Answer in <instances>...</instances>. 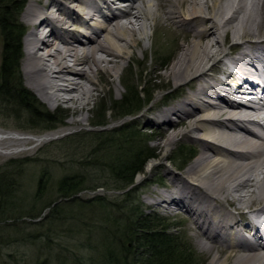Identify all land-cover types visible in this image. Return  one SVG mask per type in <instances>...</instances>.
I'll list each match as a JSON object with an SVG mask.
<instances>
[{"label":"bare ground","instance_id":"bare-ground-1","mask_svg":"<svg viewBox=\"0 0 264 264\" xmlns=\"http://www.w3.org/2000/svg\"><path fill=\"white\" fill-rule=\"evenodd\" d=\"M23 21L29 88L75 114L90 113L110 77L125 88L137 49L143 69L150 48L173 45L153 72L158 89L176 87L148 96L129 125L155 128L160 150L193 138L201 152L183 172L166 169L172 190L152 204L192 219L210 264H264V0H28ZM18 141L9 133L0 146Z\"/></svg>","mask_w":264,"mask_h":264},{"label":"rangeland","instance_id":"rangeland-1","mask_svg":"<svg viewBox=\"0 0 264 264\" xmlns=\"http://www.w3.org/2000/svg\"><path fill=\"white\" fill-rule=\"evenodd\" d=\"M21 1L23 9L18 21L23 26L28 0ZM23 30L20 82L30 92L34 108L55 116L56 129L46 132L31 128L28 117L33 111L22 110L17 119L7 112L0 100V137H8L10 133L19 139L14 146H0V171H7L17 185L5 206L6 212H0V264H103L106 232L113 237L112 247L117 251L125 249L127 223L122 221L121 224L119 219L132 218L136 212L156 218L162 227H171L181 249L186 248L193 254L190 264H210V253L199 243L192 219L185 218V213L180 214L176 206L165 209L163 202L160 206L152 204L157 194L172 188L166 169L183 172L199 156L201 145L193 138H179L171 148L160 150L157 148L160 138L149 137L155 128L143 131V124L129 125L143 110L125 116L127 110L122 107L126 98L141 104L148 96L152 99L145 105H151L158 96L176 87L172 83L168 88L158 89L162 79L153 72L160 61H173V45L169 43L165 48L166 44L161 47L156 44L150 48L144 56L148 67L143 69V55L137 49V59L122 71L128 86L125 84L124 88L110 77L112 83L96 92L90 113L75 114L68 105L48 106L29 88L23 69L28 29L23 27ZM142 43L149 46L147 39ZM2 59L0 29V69ZM237 99L248 101L247 98ZM84 115L88 121L83 125L69 124L70 120ZM97 124L105 127L93 128ZM123 133L128 143L119 139ZM127 144L131 147L129 150ZM140 149L156 157L146 164L134 184L125 189L109 166H114L115 160L130 159L132 153ZM72 176L80 179L82 190L75 197L62 198L59 183ZM98 198H103L109 206L106 213L119 221L104 220L105 213ZM179 255L184 259L181 252Z\"/></svg>","mask_w":264,"mask_h":264},{"label":"trees","instance_id":"trees-1","mask_svg":"<svg viewBox=\"0 0 264 264\" xmlns=\"http://www.w3.org/2000/svg\"><path fill=\"white\" fill-rule=\"evenodd\" d=\"M21 0H0V29L3 39V59L0 69V100L7 108V112L19 119L22 110H31L28 123L31 128L42 131H52L56 129L55 116L43 113L34 108L30 100V92L23 87L20 82V64L23 57L22 38L24 36L23 26L19 23L18 17L23 9ZM141 95V93L139 94ZM137 94V97H139ZM138 100L126 98L123 109L127 110L125 116L133 114L139 104ZM31 108H34L33 110ZM10 109V110H8ZM107 111V110H106ZM109 112V110L107 111ZM102 124L94 125L93 128H103ZM124 137V136H123ZM122 137V138H123ZM126 138V137H124ZM127 142V141H125ZM128 143V142H127ZM131 148L130 145L127 147ZM156 155L144 150H136L130 159L115 160L112 169L115 177L124 183L123 188H129L134 184L135 178L144 172L146 164L155 159ZM193 159V157H192ZM80 179L76 176L65 177L59 183L58 191L62 198L75 197L82 190ZM16 183L8 176V172L0 171V212L4 213L5 206H8L10 196L16 190ZM42 188V186H41ZM99 204L103 206L105 213L104 220L108 223L112 220L127 223L125 226L124 241L127 240L125 249L117 251L112 247L111 234L106 232L103 244V264H190L189 259L193 254L181 249L177 239L171 232V227L164 226L156 222V218L151 219L143 213L134 214V217L113 219L108 215L109 206L103 198H98ZM53 211V210H52ZM115 226V224H114ZM113 238V237H112ZM183 254V258L179 253ZM41 264H46L45 262Z\"/></svg>","mask_w":264,"mask_h":264}]
</instances>
